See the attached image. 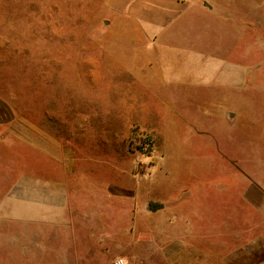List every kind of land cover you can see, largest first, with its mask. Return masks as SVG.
Returning a JSON list of instances; mask_svg holds the SVG:
<instances>
[{
	"label": "rangeland",
	"instance_id": "1",
	"mask_svg": "<svg viewBox=\"0 0 264 264\" xmlns=\"http://www.w3.org/2000/svg\"><path fill=\"white\" fill-rule=\"evenodd\" d=\"M85 1L0 0V159L14 175L20 163L36 172L37 161H62L61 175L71 168L78 184L63 209L75 231L62 238L76 236L82 254L93 244L104 264H149L165 245L164 201L155 196L204 195L212 213L235 166L238 176L260 177L264 0H205L201 20L173 27L196 34L181 43L200 49L205 67L218 56L221 68L235 66L237 81L251 87L237 98L248 97L246 105L214 104L213 74L181 70L177 60L146 87L120 82L116 34L78 7Z\"/></svg>",
	"mask_w": 264,
	"mask_h": 264
},
{
	"label": "crops",
	"instance_id": "2",
	"mask_svg": "<svg viewBox=\"0 0 264 264\" xmlns=\"http://www.w3.org/2000/svg\"><path fill=\"white\" fill-rule=\"evenodd\" d=\"M78 7L92 9V20H100L103 31L116 34L120 74H126L120 82L146 87L160 80L161 69L169 72L174 68L168 66L169 61L177 60L181 70L186 65L196 74H213L214 104L221 105L222 98L228 105L249 104L248 97L237 99L251 87L237 81L235 66L228 62L221 68L218 56L210 70L200 59V49L181 43L194 40L196 34L174 31L182 22L201 20L211 8L205 0H86ZM186 79L181 76L175 83L183 85ZM222 90H229L227 97ZM6 132L4 129L1 141H6ZM38 148L49 154L44 146ZM62 163L37 161L38 171L30 172V164L24 162L14 175L12 162L0 159V264H104L102 257L93 256V244L82 254L76 236L62 238L63 233L75 231L65 225L63 209L78 192L75 172L71 176L69 168L68 175L62 176ZM234 169L227 193L219 196L220 209L212 213L205 209L204 195L153 198L164 201L165 245L163 258L151 259L149 264H264V162L259 178L247 172L238 176L237 167ZM149 211L150 216L157 215ZM82 212L84 216L93 213L91 209Z\"/></svg>",
	"mask_w": 264,
	"mask_h": 264
},
{
	"label": "built area",
	"instance_id": "3",
	"mask_svg": "<svg viewBox=\"0 0 264 264\" xmlns=\"http://www.w3.org/2000/svg\"><path fill=\"white\" fill-rule=\"evenodd\" d=\"M113 264H124V261L122 258H116L113 260Z\"/></svg>",
	"mask_w": 264,
	"mask_h": 264
}]
</instances>
